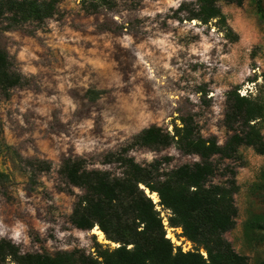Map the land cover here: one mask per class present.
Returning a JSON list of instances; mask_svg holds the SVG:
<instances>
[{
    "label": "rangeland",
    "instance_id": "1",
    "mask_svg": "<svg viewBox=\"0 0 264 264\" xmlns=\"http://www.w3.org/2000/svg\"><path fill=\"white\" fill-rule=\"evenodd\" d=\"M183 1L189 0H143L138 9L113 17L125 27L115 34L96 29L105 15H85L80 0H59V13L34 35L19 30L0 35V48L27 80L8 98L0 94V172L6 176L0 183V239L21 254H89L95 242L119 246L98 228L103 236L94 234L96 227L81 231L70 224L81 191H67L59 174L64 157L87 158L89 168L118 174L115 165H103L105 154L119 151L151 125L170 131L176 117L186 114L203 137L222 145L231 134L224 114L232 91L255 108V126L264 140V0L261 11L255 0L241 6L218 0L238 36L235 43L213 27L167 20ZM129 156L141 165L169 157L166 168L198 161L174 147L135 148ZM34 160L50 163L51 169L36 171ZM214 160L218 172L212 182H223L228 167L237 185L235 226L224 238L248 264H259L264 261V154L241 146L236 161ZM146 194L166 238L181 250L195 249L180 229L168 228V212L158 206L156 194V202Z\"/></svg>",
    "mask_w": 264,
    "mask_h": 264
},
{
    "label": "trees",
    "instance_id": "2",
    "mask_svg": "<svg viewBox=\"0 0 264 264\" xmlns=\"http://www.w3.org/2000/svg\"><path fill=\"white\" fill-rule=\"evenodd\" d=\"M142 1L124 0L123 6L120 0H80L79 4L85 15H105L106 19L96 24L99 32L116 34L125 27L113 17L123 10L138 9ZM224 1L241 6L243 0ZM255 1L261 11L263 0ZM58 13L59 0H0V35L19 30L32 36ZM167 20L213 27L229 42L238 41L218 0L183 1L171 10ZM26 84L14 60L0 48V94L8 98L12 89ZM87 93L96 95L93 91ZM255 113L247 98L236 91L229 92L224 126L231 134L222 145L215 137H203L190 114L177 116L170 131L151 125L119 151L103 156V165H115L118 174L89 168L87 158L64 157L59 174L67 191H81L73 204L70 224L81 231L96 227L107 241L119 246L110 249L95 242L89 254L81 250L53 255L21 254L12 242L0 239V264H248L246 257L238 255L224 238L234 228L237 216L235 171L226 167L223 182L214 184L212 179L218 172L214 158L236 161L241 146L264 154V140L255 126L258 119ZM169 147L184 155L196 156L198 161L166 168L164 165L168 166L171 161L169 157L141 165L129 156L135 148L161 152ZM33 163L31 168L38 172L51 169L48 162L34 160ZM5 177L0 172V183ZM146 191L156 194L158 206L168 212V228L180 229L181 237L195 249L182 252L166 238L162 219ZM200 251L205 253V258Z\"/></svg>",
    "mask_w": 264,
    "mask_h": 264
},
{
    "label": "bare ground",
    "instance_id": "3",
    "mask_svg": "<svg viewBox=\"0 0 264 264\" xmlns=\"http://www.w3.org/2000/svg\"><path fill=\"white\" fill-rule=\"evenodd\" d=\"M151 198H153L154 202L157 201V200H156V197H155V194H153V195L151 196ZM93 233L96 234V235H98L100 238L103 236V234H102L100 231H98L97 228H95V230L93 231Z\"/></svg>",
    "mask_w": 264,
    "mask_h": 264
},
{
    "label": "built area",
    "instance_id": "4",
    "mask_svg": "<svg viewBox=\"0 0 264 264\" xmlns=\"http://www.w3.org/2000/svg\"><path fill=\"white\" fill-rule=\"evenodd\" d=\"M165 220V219H164ZM164 224H166V223H164ZM174 245V244H173ZM187 245H188V247H189V243H187ZM190 248V247H189ZM191 249H188L187 251H190ZM187 251H185V249H182V252H187ZM200 253L203 255V257L205 258L206 256H205V254L202 252V251H200Z\"/></svg>",
    "mask_w": 264,
    "mask_h": 264
}]
</instances>
